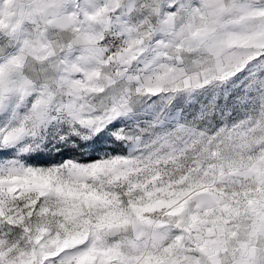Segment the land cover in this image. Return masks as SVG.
Listing matches in <instances>:
<instances>
[{"label":"snow or ice","instance_id":"snow-or-ice-1","mask_svg":"<svg viewBox=\"0 0 264 264\" xmlns=\"http://www.w3.org/2000/svg\"><path fill=\"white\" fill-rule=\"evenodd\" d=\"M0 264H264V0H0Z\"/></svg>","mask_w":264,"mask_h":264}]
</instances>
